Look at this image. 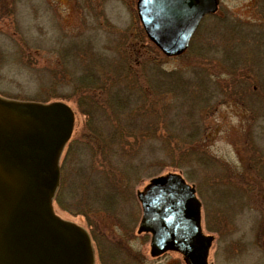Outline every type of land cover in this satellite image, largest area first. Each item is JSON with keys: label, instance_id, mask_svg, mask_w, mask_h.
I'll return each mask as SVG.
<instances>
[{"label": "rangeland", "instance_id": "374dc122", "mask_svg": "<svg viewBox=\"0 0 264 264\" xmlns=\"http://www.w3.org/2000/svg\"><path fill=\"white\" fill-rule=\"evenodd\" d=\"M137 2L0 0V97L74 111L54 210L89 232L95 264H186L139 230L138 193L178 174L208 264H264V0H219L174 57Z\"/></svg>", "mask_w": 264, "mask_h": 264}, {"label": "water", "instance_id": "95a60500", "mask_svg": "<svg viewBox=\"0 0 264 264\" xmlns=\"http://www.w3.org/2000/svg\"><path fill=\"white\" fill-rule=\"evenodd\" d=\"M218 0H138L148 38L167 56L183 53ZM74 112L0 97V264H93L88 232L56 214L58 158L70 139ZM139 230L156 254L176 251L187 264H208L212 237L201 226V201L182 176L168 174L139 193ZM264 243V240H263Z\"/></svg>", "mask_w": 264, "mask_h": 264}, {"label": "flooded vegetation", "instance_id": "af4514ba", "mask_svg": "<svg viewBox=\"0 0 264 264\" xmlns=\"http://www.w3.org/2000/svg\"><path fill=\"white\" fill-rule=\"evenodd\" d=\"M218 6H220V5H218ZM143 34H144V31H143ZM64 220H66V219H64ZM68 221H70V220H68ZM147 234H149V233H147ZM263 240H264V237H263ZM262 250H263V255H264V243H263V249ZM171 252H174V251H166L163 254H168V253H171ZM150 253H151L152 257H160L161 255H163V254L154 253V251L152 249L150 250ZM93 264H95V251H94V249H93Z\"/></svg>", "mask_w": 264, "mask_h": 264}]
</instances>
